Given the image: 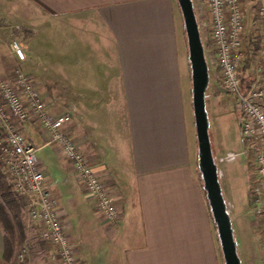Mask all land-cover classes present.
Wrapping results in <instances>:
<instances>
[{
  "label": "crops",
  "instance_id": "0c3cea01",
  "mask_svg": "<svg viewBox=\"0 0 264 264\" xmlns=\"http://www.w3.org/2000/svg\"><path fill=\"white\" fill-rule=\"evenodd\" d=\"M256 3L264 6V0H241L243 47L251 44L252 27L262 30ZM15 19L25 27L19 64L6 25ZM17 64L30 73L50 112L70 115L66 126L76 145L113 182L119 218L105 229L86 224L76 204L89 199L69 163L48 131L22 125L83 264H223L197 171L176 0H0V82ZM3 234L0 224V264H12L13 252L3 256Z\"/></svg>",
  "mask_w": 264,
  "mask_h": 264
},
{
  "label": "built area",
  "instance_id": "2783aa9c",
  "mask_svg": "<svg viewBox=\"0 0 264 264\" xmlns=\"http://www.w3.org/2000/svg\"><path fill=\"white\" fill-rule=\"evenodd\" d=\"M206 3L210 49L220 72V88L233 95L239 114L238 129L254 161L255 176L249 188L247 211L252 226L264 239V6L255 9L262 23L256 54L263 62L244 74L241 0H206ZM10 46L19 64L25 59V52L17 40H11ZM18 64L0 82V163L12 190L28 197L29 217L41 224V237L49 244V259L57 264H83L75 256L64 220L57 212V200L46 183L37 148L25 137L22 125L32 122L48 131L49 141L56 144L69 163L100 217L114 223L120 209L113 194V182L101 177L76 145L66 126L70 115L50 112L32 77ZM236 156L237 153L227 151L217 156L216 162L231 161ZM17 257L22 260L21 253Z\"/></svg>",
  "mask_w": 264,
  "mask_h": 264
},
{
  "label": "rangeland",
  "instance_id": "374dc122",
  "mask_svg": "<svg viewBox=\"0 0 264 264\" xmlns=\"http://www.w3.org/2000/svg\"><path fill=\"white\" fill-rule=\"evenodd\" d=\"M192 2L205 48V54L209 61L210 85L206 90L205 105L209 120L208 133L211 148L212 143L214 144L212 153L215 161H217V156L223 155L227 151L237 153L235 159L231 161L216 162L219 170L220 186L232 221L234 237L237 241V251L241 264H264V239L252 226L250 222L251 216L247 211L249 188L255 176L253 156L246 150L245 142L238 129L239 114L234 105L233 95L220 88V72L215 66L212 50L210 49V16L206 0H192ZM24 9L29 10L26 6ZM30 12L32 13V11ZM6 25H8V28H12L9 41H18L25 30V27L22 25V20H7ZM260 27L261 25L259 24L252 27L250 38L253 39H249L251 44L243 47L244 74L252 72L260 61H264L256 54ZM42 37L43 34L39 33L38 38ZM44 90L46 91L45 88ZM0 169L3 172L1 163ZM4 176L11 188L8 176L5 173ZM17 196L21 204L19 208L18 232L17 234L15 233V239L13 240L14 256H12L11 263L51 264L47 260L48 243L41 237V224L37 220L29 217L28 197L22 194H17ZM76 207V209L84 211V221L86 224L91 223L94 225V223H97L104 229L107 227L108 221L100 217L90 201L79 199L77 200ZM57 208H60V206ZM67 215L68 212H64V216ZM76 224V221L70 219L69 228H75ZM86 234L90 235L89 232ZM18 253L22 254V260L18 259Z\"/></svg>",
  "mask_w": 264,
  "mask_h": 264
},
{
  "label": "water",
  "instance_id": "95a60500",
  "mask_svg": "<svg viewBox=\"0 0 264 264\" xmlns=\"http://www.w3.org/2000/svg\"><path fill=\"white\" fill-rule=\"evenodd\" d=\"M180 10L191 84V105L197 144V167L202 189L214 223L223 264H241L232 221L219 181V170L212 153L205 105L209 70L192 0H176Z\"/></svg>",
  "mask_w": 264,
  "mask_h": 264
},
{
  "label": "trees",
  "instance_id": "16d2710c",
  "mask_svg": "<svg viewBox=\"0 0 264 264\" xmlns=\"http://www.w3.org/2000/svg\"><path fill=\"white\" fill-rule=\"evenodd\" d=\"M184 31V29H183ZM197 171L200 177V172L197 167ZM200 183L202 187V181L200 178ZM204 192V190H203ZM14 192L9 183L6 181L4 173L0 169V224L3 227L4 234V251L3 256L8 259L13 252V240L15 239V233L18 232V224H19V208L20 201L18 196ZM205 195V193H204ZM206 199V198H205ZM221 254V252H220ZM222 259V257H221ZM223 263V261H222Z\"/></svg>",
  "mask_w": 264,
  "mask_h": 264
}]
</instances>
